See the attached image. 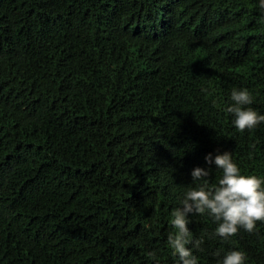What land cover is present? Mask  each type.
Wrapping results in <instances>:
<instances>
[{"label": "trees", "instance_id": "obj_1", "mask_svg": "<svg viewBox=\"0 0 264 264\" xmlns=\"http://www.w3.org/2000/svg\"><path fill=\"white\" fill-rule=\"evenodd\" d=\"M260 0H0V264H180L167 237L196 167L232 153L264 180ZM198 264H264V222L215 235L189 214ZM196 241H202L196 246Z\"/></svg>", "mask_w": 264, "mask_h": 264}, {"label": "clouds", "instance_id": "obj_2", "mask_svg": "<svg viewBox=\"0 0 264 264\" xmlns=\"http://www.w3.org/2000/svg\"><path fill=\"white\" fill-rule=\"evenodd\" d=\"M264 8V0H260ZM234 102L227 111L234 115V126L243 132L264 122V115L247 107L253 103L252 94L247 89L233 90ZM205 160L222 170V177L214 186L209 185L210 169L196 167L191 176L195 187L190 188L181 201L180 207L172 211L171 225L175 229L167 237L173 255L178 256L180 264H198L197 257L187 247L191 243L189 214L207 213L217 222L215 235L227 239L238 234L240 229L252 233L257 222H264V180L256 175L242 174L240 167L233 161L232 153H217L213 159L209 153ZM202 241H196L198 247ZM246 255L239 250L228 252L222 264H245Z\"/></svg>", "mask_w": 264, "mask_h": 264}]
</instances>
